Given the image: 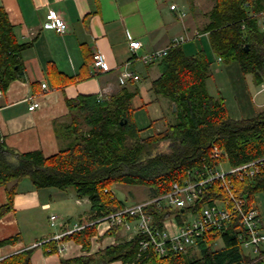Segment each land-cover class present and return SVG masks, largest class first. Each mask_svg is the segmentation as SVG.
<instances>
[{"label":"trees","instance_id":"16d2710c","mask_svg":"<svg viewBox=\"0 0 264 264\" xmlns=\"http://www.w3.org/2000/svg\"><path fill=\"white\" fill-rule=\"evenodd\" d=\"M206 1L211 4L205 14L208 21L200 33L207 35L211 53L224 67L235 68L240 78L251 75L255 85L264 83V19L259 22L264 0ZM29 47L30 43L17 41L13 25L0 8V93L21 78L22 54ZM208 55L203 47L189 55L183 45H178L158 61L159 77L151 82L150 91L155 101L159 97L167 100L169 122L161 118L139 128L134 113L143 107L135 109L132 105L136 90L123 89L105 99L80 95L67 100L68 121L55 132L66 145L53 156L45 157L40 151L16 153L5 147L0 134V187H5L7 194L0 217L12 209L23 180L36 190L71 189L78 199L88 200L86 221L95 222L124 209L125 203L114 195V185L145 187L150 200L168 194L174 184L184 186L198 180L195 173L199 177L218 166L236 168L263 160L254 176H227L234 196L244 201V210L251 208L256 195H264V106L252 116L232 118L222 94L212 96L208 91L213 64ZM160 121L164 129L155 132L154 126ZM214 149L221 153L219 159L212 156ZM225 200L229 196L220 182L212 181L187 208L174 210L151 204L145 212L159 230L170 217L181 227L189 214L195 218L204 207ZM122 228L115 226L107 235L116 237ZM241 231L240 217L233 215L221 229H211L197 237L194 247L186 253L169 250L159 255L153 247L141 250L143 236L134 235L97 256L63 260L61 264H264L262 258L245 254L239 238ZM94 235L95 226H89L65 239L89 251ZM216 244L220 247L216 248ZM31 253L32 249L23 251L4 259L2 264H30Z\"/></svg>","mask_w":264,"mask_h":264},{"label":"crops","instance_id":"0c3cea01","mask_svg":"<svg viewBox=\"0 0 264 264\" xmlns=\"http://www.w3.org/2000/svg\"><path fill=\"white\" fill-rule=\"evenodd\" d=\"M195 1L190 4L189 0H0V8L13 25L17 41L30 43L22 54L21 78L11 82L0 96V134L5 147L19 154L33 151H40L45 157L57 154L66 145L55 133L68 121L66 101L80 95L105 99L123 89L136 90L132 105L135 109L143 108L135 112L134 117L154 109L153 120L165 119L167 100L159 97L155 101L150 91L151 82L159 77L158 61L144 66L140 58L166 48L177 37L185 36L190 43L207 38L200 31L207 24L205 14L209 9L205 10L201 2ZM172 5L175 10H171ZM50 11L66 23L64 34L44 29L45 17ZM259 18L262 23L264 12ZM132 41L141 46L134 57L129 49ZM183 47L185 49V44ZM95 52L104 55L106 72L95 74L93 71ZM122 69L138 74L141 80L137 83L122 81ZM219 75L221 79L216 81L214 96L220 93L225 103L227 98L232 102L234 119L252 116L262 109L264 104L257 107L253 101L249 105L248 99H244L249 91L236 84L239 79L244 80L237 71L232 77L225 67L224 73L221 69ZM226 77L229 90L225 88V93L218 84H223ZM263 90L264 87L256 94ZM32 99L40 107L29 111ZM6 195V188L1 186L0 208L7 203ZM253 206L259 213L264 233L263 194L255 197ZM53 211H57V216ZM88 211V200L78 199L72 191L36 190L28 180H23L17 187L12 209L0 217V255L7 259L32 249L30 264H61L63 260L97 256L104 249L134 236L132 231L129 233L123 228L116 237L108 236L104 226H95L96 235L90 239L89 251L65 239L67 236L56 240L76 224L86 223ZM52 216L56 217L54 226L50 222ZM35 244L39 245L33 248ZM60 245L65 248L62 255L56 252ZM244 252L254 257L251 250ZM259 253L264 261V243Z\"/></svg>","mask_w":264,"mask_h":264},{"label":"built area","instance_id":"2783aa9c","mask_svg":"<svg viewBox=\"0 0 264 264\" xmlns=\"http://www.w3.org/2000/svg\"><path fill=\"white\" fill-rule=\"evenodd\" d=\"M171 10H175V6L172 5ZM44 29L52 30L58 34H64L67 31V25L64 20L56 13L50 11L45 17ZM196 37H199L198 33H195ZM190 39L181 36L174 38L169 46L161 50L152 51L140 58V63L144 66H148L151 63H155L165 57L171 47L183 45ZM140 43L132 41L129 43V49L131 51V57L135 56V52L140 48ZM92 67L95 74L103 73L107 71L105 57L100 52L93 53ZM122 81L125 82H139L140 76L134 72L126 69H122L120 73ZM46 88V85H42ZM1 96V93H0ZM99 99H102L99 97ZM40 107L36 100H31L28 106L29 111H34ZM212 156L215 159L221 157V153L214 149ZM263 160L253 161L236 168L223 169L222 166H218L214 169H208L207 173H201L199 177L194 174V181H188L184 186L174 184L172 190L162 197L150 199L145 202L137 203L130 206H125L124 209L114 212L98 221L86 222L82 224H76L73 228L56 238L57 241L62 240L63 237L80 232L89 226H104L106 230H111L115 226H122L127 231H132L134 235L143 236L140 242L141 250L153 247L156 254L164 255L169 250L176 253H186L189 249L195 245V240L202 233L211 229H221L232 219L233 215L240 217L241 225V247L244 250H251L254 256L259 257V247L264 243V233L261 229V220L257 209L252 206L248 210H244V201L236 198L232 192V185L227 179L229 174L238 176L243 179L244 177H251L258 173L260 163ZM205 175V177H204ZM212 181H219L229 196L228 201L217 202L211 206H206L201 210L199 217L194 218L192 221H188L183 226L179 227L176 224L175 219L170 232L169 229H157L153 226L152 216L145 212V209L151 204L157 206H164L168 208L183 209L192 205L204 192L207 184ZM126 217L131 220H126ZM51 225L56 224V217L50 218ZM39 244H35L37 247ZM64 246L60 245L56 248L58 255H62L64 252ZM4 258L0 255V264H2Z\"/></svg>","mask_w":264,"mask_h":264},{"label":"rangeland","instance_id":"374dc122","mask_svg":"<svg viewBox=\"0 0 264 264\" xmlns=\"http://www.w3.org/2000/svg\"><path fill=\"white\" fill-rule=\"evenodd\" d=\"M195 2H199V3L201 2L203 4V8L205 10L209 9L208 8L209 4H208V2L206 0H196ZM202 47L209 54L208 56L211 59V61H213V64H212V67H211L212 76L213 77H211L209 79V81L207 82V88H208L209 93L212 96H214L215 95L214 94L215 85L217 84L216 81L219 82L220 79H221V77L219 75V71H221V69H222V72L224 73L225 67H224V65L222 63L218 62V60L215 57V55H213L211 53L210 46H209V43H208V39L207 38L201 39L200 42H199V40L195 39L191 43L190 42L185 43V52L190 55V54H193L196 50L202 49ZM234 71H236L235 68H233V69L229 68V72H230V75L232 77L235 76L234 75ZM228 83H229V79L226 77L224 79V83L223 84L219 83L218 86H220V89L223 92L226 93V89L229 90V87L226 85ZM236 84L240 85L242 90H243L244 86L248 89L249 94H246L244 99H248L247 103L249 105H251V101H253V105L255 104V106H257V107H259L260 105L264 104V90L259 92V94H256V92L258 90H260L264 86L255 85L253 80H252L251 75L245 76L243 81H241L239 79V81L236 82ZM222 85H223V87H221ZM225 105H226V109H227V112L229 113V115L232 118H234V116L232 115V107H231L232 106V102L228 98L226 99ZM168 109H169V105H168V107H166V115L167 116L165 117V121L164 122H169L171 120V117L169 116ZM255 109H257V108H255ZM143 114H145V115H143ZM244 114H245V112H244ZM154 117H155L154 109H148L146 111H142L141 113H139L138 115H136L134 117L135 124L139 128H144V127L148 126L151 121H154L153 120ZM245 117H249V115H244V116H241L240 118H245ZM164 122L163 121L162 122L161 121L158 122L160 124H156L154 126V131L156 132V131L163 130L164 129ZM149 132H147V133H149ZM222 167H223V169L227 170V166L222 165ZM112 190L114 192V195L118 198V200H120L123 203H125V206H130V205H134V204L145 202V201L149 200V191L145 187H136V186H128V185H114ZM69 191H72V190L69 189L68 192ZM166 208H168V207H166ZM169 209H171V208H169ZM172 209L175 210V208H172ZM56 213H57V211H53V215H56ZM196 217H199V216L197 215ZM193 219H194L193 215H190V214L185 218L186 222L192 221ZM173 220H174V217H170L167 220H165L163 222V229H165V230L169 229L170 232H173L174 229L171 230V227L173 225L172 224ZM166 226H167V229H166ZM127 232L131 233V231H127ZM219 247H220V244H216V248H219Z\"/></svg>","mask_w":264,"mask_h":264},{"label":"water","instance_id":"95a60500","mask_svg":"<svg viewBox=\"0 0 264 264\" xmlns=\"http://www.w3.org/2000/svg\"><path fill=\"white\" fill-rule=\"evenodd\" d=\"M245 49H247V46H246V48ZM173 106V112H175V106L174 105H172Z\"/></svg>","mask_w":264,"mask_h":264}]
</instances>
